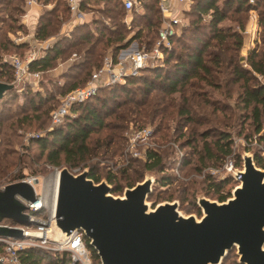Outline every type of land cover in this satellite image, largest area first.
Segmentation results:
<instances>
[{
    "label": "rangeland",
    "instance_id": "1",
    "mask_svg": "<svg viewBox=\"0 0 264 264\" xmlns=\"http://www.w3.org/2000/svg\"><path fill=\"white\" fill-rule=\"evenodd\" d=\"M27 1L0 0V82L13 85V88L6 91L0 99V189H3L9 183L25 179L32 182L36 197L39 198L34 204L35 207H31L28 210L32 224L15 225L5 220L2 224L18 227L22 229L23 234L24 232H37L39 231V226L51 222L57 171L63 167L68 168L72 173L80 172L84 168L89 171L88 165L94 163L92 161H96L89 160L85 163V166L70 168L62 162L60 165L47 164L43 159L37 158V156L29 159L28 154L38 152L37 146L31 140L36 136L45 135V132L50 127L47 117H44L45 122L42 128H38L35 123V114H32L30 100H33L34 103L41 101L42 108L40 110L49 109L51 111L56 107L61 97L67 93L71 83L75 82L77 78L79 80L83 72L89 69L88 65H86V68H84L85 66L77 68L78 63L88 57L87 53L82 49H89L92 46V49H96V53L100 52V56L103 57L107 52L113 51V46H103L101 48V43L98 41V29L103 26L113 29L117 28L114 21L108 20L101 14V10L104 7L103 3L92 1L89 2L90 10L82 11L84 15L82 21H85V23L83 22L84 27L76 31L75 27L78 24H70L71 15L66 12V4L63 6L58 4L59 0H52L46 8L53 9L52 16L48 17L54 27L49 28L50 35L46 39H36L35 32L39 24L31 27V24L27 22L28 15L19 11L23 7L25 11L28 9ZM248 1L252 4L261 3L259 0ZM221 2L222 0H217L218 5ZM46 8L42 2L38 3L39 17ZM260 11L261 8L248 12H229L228 15L232 20L227 19L221 24L225 28L228 27L235 30L238 27L233 18L239 19L243 24V28L240 30L242 37L241 47L230 52L238 57L239 64L242 67L248 68L245 64V57L249 50L255 49L256 52L263 50L264 27L258 24V20L261 16L264 19V14ZM259 12L262 14L261 16ZM205 16L208 18V13L203 15V17ZM129 17L130 15L128 14L121 16L120 19L128 21ZM135 29L120 30L118 28L117 31H120L124 39H126L134 33ZM86 31L90 35L88 40L86 39L84 43L72 48L68 46V43L75 41L74 36L76 38L80 33H85ZM179 33L178 29L177 35ZM102 34H104V37L107 36L105 32H102ZM64 37L69 39V41L65 40L64 42ZM58 40H62L63 46L67 44L65 47L66 53L58 59L52 60L49 67L45 70L29 68L30 73L41 71L38 79L31 77H27L30 80L15 79L14 67L10 64L13 57L17 56L20 60L25 61L32 52H35L37 57H42L46 54V50L51 48ZM154 40L155 37L147 46L152 45ZM179 43L176 42L175 44L176 51H179ZM15 45H18V47H15ZM210 48H207V50H210ZM205 54L206 52L204 51L203 57ZM172 63H174V60H169V64ZM218 70L213 80L214 83L218 84V87L209 86L192 77L185 86L179 88V92H183L185 95V105L188 111L192 113V121L189 122L185 120L184 116L176 113L182 98L179 96V92L165 95L160 92L159 88L154 86L155 89L148 90V93L144 94L141 92L142 84H134L130 87L131 93L126 95L118 94L116 101H111L107 110L117 105L118 107L113 110L116 113H124L125 109H132L136 106L133 101H144L145 99L151 101L159 96H165V98L157 102V111L147 118L135 116L132 112L128 113L130 117L125 121L115 120L112 115L106 116L104 121L111 123L109 126L113 124L122 125V128L117 130L121 136L118 140V149L115 153L110 152L108 155L100 156L102 157H99L100 162L95 164L94 171L100 178L99 181L105 180L104 176L108 172L116 174L122 168L129 167L130 171L128 170V173H130L132 178L139 175L137 178L139 181L137 182L143 180L144 177H150L154 180L151 194L146 199L151 208L165 201L176 202L177 210L182 215H192L195 218H199L201 215V209L197 205L199 197L217 201L215 199L217 193L213 192L212 189H208L206 177L220 180L228 179V183L218 193H228L227 195L231 196L230 192L237 182L232 177H226L235 170L241 169V157L244 153L252 154L253 157L259 155L264 159V141L257 140V135L253 133L250 118L246 117V115H249L248 112L241 108L240 103L237 104L236 95L240 91V82L231 83L229 78L227 79L226 72L221 69ZM69 73H71V77L66 76ZM253 75L255 80L264 83V76ZM8 77H10L9 81H6ZM143 77L151 80L155 79L149 73L143 74ZM77 83L78 85L81 84L80 81H77ZM35 93H39V96H36ZM138 107L136 109L141 110L144 106L140 105ZM26 113L33 117L31 122H28V117L23 120V115ZM157 125L159 126L158 131H156ZM142 130L148 131L147 135L135 138L134 135ZM105 131L107 132V130ZM105 131L92 132L89 138L95 139L104 134ZM220 131L227 132L230 135L231 154L223 158L220 157L215 161L213 159L204 160V165L201 164L199 166L197 162L198 156L203 157L204 154L197 152L196 155L192 150V146L196 145L195 149L199 148L201 142L200 134L203 132L208 133L206 140L212 141ZM192 139H194V142L188 144ZM147 149L156 151L162 157L163 172L147 170L142 167ZM185 161L188 162L184 164L183 162ZM229 165H231V168L228 170L226 167ZM261 170L264 171V168H261ZM163 174L171 175L172 177L171 182L167 186H159L157 183L158 178ZM33 179H36V181H33ZM118 184L121 188L119 191L111 193L114 196H121L125 188L123 187V180L118 181ZM109 185L112 187L111 184ZM34 238L31 240L23 235V237L12 239L17 242L20 241L23 247L39 248L58 253L66 252L64 250H55L57 245L51 241L41 247V245H44L41 239ZM87 250L91 264H94L97 260L94 259L88 247ZM0 257L4 260L1 262L3 264L14 263L15 255L13 251L7 249L4 243H2ZM237 258L236 250L232 249L227 253L221 264H238Z\"/></svg>",
    "mask_w": 264,
    "mask_h": 264
},
{
    "label": "trees",
    "instance_id": "2",
    "mask_svg": "<svg viewBox=\"0 0 264 264\" xmlns=\"http://www.w3.org/2000/svg\"><path fill=\"white\" fill-rule=\"evenodd\" d=\"M24 1V0H21ZM38 3L42 2L46 8L52 0H36ZM99 1L102 2L104 7L101 10L108 20L114 21L116 29L111 27L103 26L98 29L99 42L101 43V48L103 46H113L112 50L116 51L117 47L115 45L125 46L130 41H135L138 46L141 44L147 45L152 42L154 37H156L157 28L160 26L159 13L157 10L158 0H140L142 5V12L129 11V21L127 24L121 18L126 13L122 8L120 0H81L80 9L82 11L90 10L89 2ZM254 1V0H253ZM258 1V0H256ZM261 3L252 4L248 0H222L221 4H217V0H193L189 8L184 11V25L179 27V35H175L171 38V48L165 55L163 64L160 67L153 69H146L141 71V73L136 77H131L126 79L123 84H116L111 87H101L97 89V92L88 98L87 100L74 105L71 108V113L73 116L66 117L62 124L55 126L51 129H47L45 135L34 137L31 142L37 146L38 152L28 154V158L37 156V158L43 159L45 163L51 165H60L61 162L67 167H77L85 166V163L89 160L94 163L89 164L88 177L93 180V182H98L99 177L96 174L95 164L99 161L100 156L108 155V153L113 152L118 149L120 135L117 130L122 128V125H111V123H106L104 119L106 116H111L115 120L125 121L130 116L129 112L135 114V116L150 117L153 113L157 111V102L162 101L165 96H159L151 101H133L135 103L134 108L125 109L124 113H116L113 109L115 107L108 109L111 101H116L118 94H129L131 93L130 87L134 84H142L141 92L144 94L148 93V90H153L159 88L162 94H174L179 92V88L185 86L190 78H195L203 83L218 87L217 83H214L215 74L221 69L226 72L227 79L231 83L240 82V91L236 95L237 104L240 103L241 108L246 110L250 118V122L253 126V133L257 135V140L264 141V83H260L255 80L253 74H259L264 76V40L262 41L263 50L255 51L249 50L245 57V64L247 67H242L239 64V59L230 52L238 50L242 44V37L240 30L243 28V24L239 19L233 18L238 27L237 30L228 27H223L222 22L229 19V12H248L250 10H258L261 8V13L264 14V0H259ZM59 2V3H58ZM57 3L64 6L65 2L59 0ZM88 4V5H87ZM261 4V5H260ZM19 9V8H18ZM66 12L68 14L69 10L65 5ZM56 10V9H55ZM21 13L25 12L24 7L19 10ZM259 12V13H260ZM208 13L207 16L203 17ZM260 13V16L262 15ZM53 9H45L44 13L39 17L37 29L35 32L36 39H46L49 33V28H53L51 19L48 16H52ZM118 18V19H117ZM206 18V19H205ZM85 21L77 23L75 30L84 27ZM259 25L264 27V19L262 16L258 20ZM120 30H130L136 28L134 33L124 39V36L117 31ZM102 32L107 34L104 37ZM130 32V31H128ZM264 32V30H263ZM74 34V33H73ZM73 36V35H72ZM89 34L87 31L80 33L75 41L68 43L70 48L84 43L86 39L88 40ZM180 38V40H179ZM64 42L66 37H64ZM125 40V41H124ZM180 42L179 51H176L175 44ZM192 43V45H191ZM67 45V44H66ZM62 45V40L56 41V43L46 50V54L38 59L32 61L29 65L30 69L33 70H45L49 67L52 60L58 59L61 55L66 53L65 47ZM15 47H18V45ZM210 50H207V48ZM87 56L84 60L80 61L77 68L89 66L83 74L71 83L68 87L67 92L71 91L77 86L84 84L88 79L91 70L99 67L102 57L100 52L96 53V49H82ZM207 50V51H206ZM189 51V53H188ZM206 54L203 57V52ZM89 58V59H88ZM100 58V59H99ZM169 60H174V63L169 64ZM208 62V63H207ZM208 65H207V64ZM6 65V64H4ZM221 72V71H220ZM149 73L154 76L155 79H149L143 77V74ZM70 74V75H69ZM66 76L71 77V73ZM8 77L6 81H9ZM77 81L81 84L78 85ZM190 84V83H189ZM192 86V84H190ZM154 86H156L154 88ZM39 96V93H35ZM181 96V103L176 111L177 114L184 116L185 120L192 121V113L188 111L184 99V93L179 92ZM40 100V97H39ZM31 102L32 114L35 118V123L38 128H42L44 117H47L49 122L50 110H40L41 101L34 103ZM144 106L141 110L136 109L138 106ZM191 114V115H190ZM28 117V122H31L33 118L29 113L23 115V120ZM105 131L101 136L95 139H90L89 135L92 132L98 133L99 131ZM159 126L157 125V130ZM208 133L203 132L200 134V145L198 149H195L196 145L192 146V150L197 155L200 152L203 157L198 156L197 162L199 166L204 165V160H216L220 157L223 158L231 154V139L227 132H218L217 137L212 141L206 140ZM194 142V139L188 142V144ZM31 151V148H30ZM102 158V157H100ZM145 160L142 167L147 170H155L163 172V162L162 157L154 150L147 149L145 152ZM21 160V159H20ZM22 161V160H21ZM255 166L259 168H264V159L259 155L253 157ZM188 161L183 162L186 164ZM129 167H124L116 174L107 173L104 179L107 183L111 184V193L120 190V185L118 181L123 180V187H131L135 182L139 181L137 178L133 177L128 173ZM129 170V171H128ZM171 175L163 174L158 178L159 186H167L171 182ZM208 189H212L213 192L217 193L215 199L217 201H223L228 195L218 193L224 185L228 183V179H215L212 177H206ZM9 221V220H5ZM10 222V221H9ZM86 246L87 242L85 240ZM95 260L94 264H99L98 259L94 251L88 247ZM2 250V243H0V251ZM18 258L22 264H78L72 263L70 253L62 252H51L39 248H29L25 247L18 252ZM0 264H3L0 262Z\"/></svg>",
    "mask_w": 264,
    "mask_h": 264
},
{
    "label": "water",
    "instance_id": "3",
    "mask_svg": "<svg viewBox=\"0 0 264 264\" xmlns=\"http://www.w3.org/2000/svg\"><path fill=\"white\" fill-rule=\"evenodd\" d=\"M13 88L0 82V99ZM242 167L229 174L236 186L223 201L197 199L199 218L182 215L176 202L152 208L146 202L154 180L144 177L121 196L105 180L93 182L88 169L57 171L52 220L46 239L63 244L81 232L99 264H221L235 249L238 264H264V171L244 153ZM36 181V180H35ZM25 179L0 189V240L23 237L22 229L3 225L32 224L26 203H36Z\"/></svg>",
    "mask_w": 264,
    "mask_h": 264
},
{
    "label": "built area",
    "instance_id": "4",
    "mask_svg": "<svg viewBox=\"0 0 264 264\" xmlns=\"http://www.w3.org/2000/svg\"><path fill=\"white\" fill-rule=\"evenodd\" d=\"M63 1L71 15L70 24L81 22L84 16L80 9L81 0ZM192 1L193 0H158L157 10L159 13L160 26L157 28L156 37L152 45L147 46L141 44L138 46L135 41H130L125 46H120L119 44L115 45L117 50L109 51L103 55L99 67L91 71L88 79L83 85L75 87L61 97L59 104L50 111V127L48 129L62 124L66 117L73 116L71 108L93 96L98 88L123 84L126 79L138 76L143 70L160 67L163 64L166 53L171 48V38L177 35L179 27L184 25V11L189 8ZM120 2L126 13L125 15H128L129 11L133 10L137 13L143 11L140 0H120ZM36 3V0L27 1L29 6ZM128 21L125 20L124 23L127 24ZM36 59H38V57L35 52L30 53L25 61L20 60L17 56L13 57L10 64L14 67L15 79L30 80V78L27 77L38 79L41 75V71L30 73L29 70L30 63ZM147 132L146 130L139 131L134 137H143L147 135ZM226 168L229 170L231 165ZM35 180L36 179H33V181ZM26 204L29 208L35 207V203ZM46 228L45 224L41 225L38 227L39 231L24 232V236H27L31 240L35 239L34 237L37 239L40 238L41 242L44 244L41 245V247H44L48 242L46 239L48 233L46 232ZM0 243L6 244L7 249L13 251L15 255L13 264H22L18 258V252L25 247L22 246L20 241L17 242L8 238L1 239ZM56 245L55 250H64L71 254L72 263L91 264L90 255L81 232H76L72 235L71 239L66 240L63 244ZM2 261L4 260L0 257V262Z\"/></svg>",
    "mask_w": 264,
    "mask_h": 264
},
{
    "label": "crops",
    "instance_id": "5",
    "mask_svg": "<svg viewBox=\"0 0 264 264\" xmlns=\"http://www.w3.org/2000/svg\"><path fill=\"white\" fill-rule=\"evenodd\" d=\"M26 14L28 15L27 22L31 24L30 26L31 27L36 26L38 17L40 15V11L38 10V2L36 4L29 6L28 9L26 10Z\"/></svg>",
    "mask_w": 264,
    "mask_h": 264
},
{
    "label": "bare ground",
    "instance_id": "6",
    "mask_svg": "<svg viewBox=\"0 0 264 264\" xmlns=\"http://www.w3.org/2000/svg\"><path fill=\"white\" fill-rule=\"evenodd\" d=\"M56 177H57V174H56ZM56 181H57V179H56ZM46 229H47L46 232H50L51 231V228L50 227H47Z\"/></svg>",
    "mask_w": 264,
    "mask_h": 264
}]
</instances>
